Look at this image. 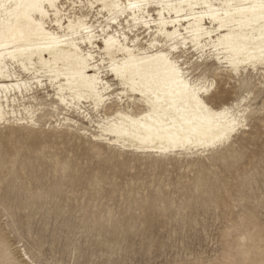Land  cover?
<instances>
[{
    "label": "rangeland",
    "instance_id": "374dc122",
    "mask_svg": "<svg viewBox=\"0 0 264 264\" xmlns=\"http://www.w3.org/2000/svg\"><path fill=\"white\" fill-rule=\"evenodd\" d=\"M181 60L210 79L217 71L211 57L189 52ZM54 92H36L34 104L45 107L39 127L0 124V241H8L0 264L19 261L21 242L32 264H183L189 256L264 264L258 132L242 131L211 156L121 151L94 141L95 124L60 105ZM66 113L79 126H56Z\"/></svg>",
    "mask_w": 264,
    "mask_h": 264
},
{
    "label": "snow or ice",
    "instance_id": "6c2138e0",
    "mask_svg": "<svg viewBox=\"0 0 264 264\" xmlns=\"http://www.w3.org/2000/svg\"><path fill=\"white\" fill-rule=\"evenodd\" d=\"M141 31L151 37L150 42L142 40ZM142 42L147 46L144 51L139 47ZM221 50L229 53L227 58L217 55ZM189 52L201 61L212 53L221 62L235 103L224 100L228 107L219 112L201 107L180 115L162 137L168 146L162 145L159 151L211 156L242 131L258 132L264 143V0H0V92L19 89L24 95L43 89L44 81H63L68 87H59L58 98L71 92L74 99L90 93L99 99L102 68L136 85L142 75L139 69L154 64L178 82V61L173 57ZM54 53L63 55L53 62ZM250 69H258L259 78L241 80V71ZM209 84L211 91L204 89L208 92L205 102L218 108L217 83ZM62 102L68 105L69 99ZM34 111L28 110L30 121L20 123L39 127ZM99 127L102 135L95 139L112 136L109 142L120 147L130 141L149 144L161 138L143 124L106 121ZM7 247V240L0 241V252L6 255ZM16 247L21 252L19 261L7 264H29L30 254L23 243ZM183 264L213 262L189 256Z\"/></svg>",
    "mask_w": 264,
    "mask_h": 264
},
{
    "label": "bare ground",
    "instance_id": "6f19581e",
    "mask_svg": "<svg viewBox=\"0 0 264 264\" xmlns=\"http://www.w3.org/2000/svg\"><path fill=\"white\" fill-rule=\"evenodd\" d=\"M142 33L141 31L138 35L142 37ZM147 37L148 39L142 37V40L150 42L151 37ZM139 47L141 51H144L147 46L142 42ZM62 55L63 54L54 53L52 56L53 62ZM217 55L227 58L229 53L221 50ZM96 56L97 59H99L100 53L97 52ZM181 57L182 56L173 57L174 61H178V82L170 79L162 66L149 64L139 69L142 75L137 77L138 83L136 85H130L124 80H118L110 74L104 73L102 68V83L99 85L101 95L99 99L91 93L84 99H74L72 98L73 94L71 92H65L61 98H58L59 87L61 85L68 87L64 85L63 81H58L54 84L44 81L45 87L43 89L51 87L55 91V94H53L55 100H57L60 105L64 106L68 111L75 110L76 113L81 114L86 120H89L90 123L95 124L94 127H96L95 131L97 133L90 134L94 141H104V143L108 145L118 147L121 151L130 149L131 151L135 150L142 153H159V148L162 145L165 147L168 146L167 141L162 139L164 133L177 123V117L180 115L193 112L201 107L206 109L209 113L223 111L224 108L228 107L227 104L223 103L224 100H229L227 98V94H229V90L227 89L228 73L227 71H221L223 68L221 62L213 59L212 53L209 54L213 64L217 66H215L217 71L214 78L210 79L207 74L194 73L192 67L188 66L189 64L187 65L185 62L183 63ZM209 57L204 58V60ZM61 68H63V65ZM249 71H251V69L248 71H241V80H243V74ZM252 71L260 76L258 69ZM110 77H112L111 80L109 79ZM213 80L216 81L217 86L218 84L222 85L219 86L221 87L219 93L225 94L222 96H218L220 94H217V99L219 101L218 108H213L205 102V97L208 95V92H205L204 89L207 87L209 91H211L209 81ZM38 89L39 88L35 89L32 93L24 95L20 94L19 89H17L15 93H8L7 90L0 92V110L3 111L5 119V123L3 124H10L7 123L9 120L12 121V123H20V121L25 119L30 121L31 117L29 116L28 110H36L33 112V115L37 116V122L40 125L39 114L42 113L45 107L34 104L37 103L38 98L36 92ZM48 96H50V94H48ZM63 99H69L68 105L62 102ZM231 102L234 104L235 99ZM54 108L56 112H59L58 105H55ZM12 112H15V116L11 115ZM94 113L98 117L97 121L94 120ZM56 121V126L60 127L62 124H74V126H79L78 121L67 116V113L64 116L59 115ZM106 121L122 122L133 126L143 124L150 134L158 135L161 138H157L154 142L149 144H140L137 141H130L127 147H120L110 143L109 141L114 139L112 136H107L105 139H95L94 137L102 135L99 125H102ZM29 124L31 125V123ZM173 131H175V129H173ZM81 133L88 134V131L83 128ZM153 148L157 149V151H151ZM160 154L162 156L163 153L160 152ZM31 256L32 255H30V263L32 264L35 260ZM9 260H11V257L7 258V261Z\"/></svg>",
    "mask_w": 264,
    "mask_h": 264
}]
</instances>
